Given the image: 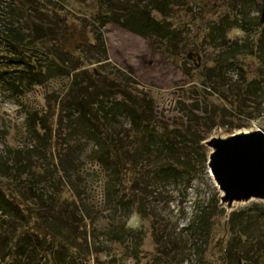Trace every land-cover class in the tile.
Returning a JSON list of instances; mask_svg holds the SVG:
<instances>
[{"label":"rangeland","instance_id":"374dc122","mask_svg":"<svg viewBox=\"0 0 264 264\" xmlns=\"http://www.w3.org/2000/svg\"><path fill=\"white\" fill-rule=\"evenodd\" d=\"M5 39L45 64L42 79L9 65L20 55ZM0 47V187L29 205L24 229L36 231L45 212L64 233L65 246L51 248L59 264L228 262L231 213L256 216L261 200L222 203L208 163L187 189L133 196L130 181L95 158L89 124L67 107L84 92L86 105L141 93L171 127L190 113L211 115L217 125L201 143L207 160L209 139L264 131V0H0ZM201 213L212 220L200 248L189 228ZM171 239L183 256L175 258Z\"/></svg>","mask_w":264,"mask_h":264},{"label":"trees","instance_id":"16d2710c","mask_svg":"<svg viewBox=\"0 0 264 264\" xmlns=\"http://www.w3.org/2000/svg\"><path fill=\"white\" fill-rule=\"evenodd\" d=\"M149 32L148 35L151 34ZM5 43L20 55L19 58L10 57L9 65L22 63L20 73L23 79H42L45 74L42 66L45 67V64L25 53L15 39H5ZM0 50L3 52L1 47ZM238 54V51L229 52L227 57L234 59ZM87 98L85 92L82 96L78 94L67 108L71 110L73 107L82 114V119L89 124L90 139L98 148L95 158L104 165L112 166L115 180L124 178L125 185L130 181L129 190L133 196H152L154 188H166L170 184H180L187 189L208 163L207 157L202 155H205L206 149L201 143L207 140V135L217 125L213 116L190 113L186 124L171 127L154 114L153 102L141 93H126L122 102H113L112 98L102 94L91 105L83 102ZM120 115L126 117L127 125L120 124ZM12 180L19 179L12 175ZM24 187L27 189V186ZM4 192L0 187V258L12 257L10 264H40L42 258L45 264H59L60 257L54 256L51 248L65 246L61 241V238L64 240V233L45 212L38 214L40 223L35 225L36 231L24 229L31 218L25 212L29 205L15 202ZM50 208L53 214V208ZM7 213L16 216L19 223L7 221L4 217ZM211 217L201 213L189 228L190 236L197 240L195 244H200V248L210 234ZM228 225L231 239L225 250L228 256L226 264H233V261L238 264V260L244 264H264V206H260L256 216L245 210L232 212ZM50 234L52 239H49ZM57 239L60 240L55 241ZM171 240L167 243L174 247L171 251H177L175 258L183 256L186 250L179 241Z\"/></svg>","mask_w":264,"mask_h":264},{"label":"water","instance_id":"95a60500","mask_svg":"<svg viewBox=\"0 0 264 264\" xmlns=\"http://www.w3.org/2000/svg\"><path fill=\"white\" fill-rule=\"evenodd\" d=\"M212 151L208 168L222 203H264V131L238 132L205 143Z\"/></svg>","mask_w":264,"mask_h":264},{"label":"bare ground","instance_id":"6f19581e","mask_svg":"<svg viewBox=\"0 0 264 264\" xmlns=\"http://www.w3.org/2000/svg\"><path fill=\"white\" fill-rule=\"evenodd\" d=\"M245 132V131H244Z\"/></svg>","mask_w":264,"mask_h":264}]
</instances>
